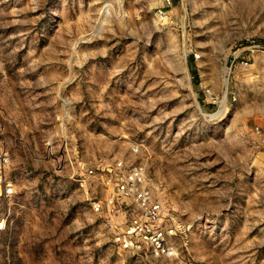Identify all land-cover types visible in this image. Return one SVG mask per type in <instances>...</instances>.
Listing matches in <instances>:
<instances>
[{
  "label": "rangeland",
  "instance_id": "rangeland-1",
  "mask_svg": "<svg viewBox=\"0 0 264 264\" xmlns=\"http://www.w3.org/2000/svg\"><path fill=\"white\" fill-rule=\"evenodd\" d=\"M0 147V264H264V0H0ZM120 159L175 255L93 209Z\"/></svg>",
  "mask_w": 264,
  "mask_h": 264
},
{
  "label": "built area",
  "instance_id": "built-area-1",
  "mask_svg": "<svg viewBox=\"0 0 264 264\" xmlns=\"http://www.w3.org/2000/svg\"><path fill=\"white\" fill-rule=\"evenodd\" d=\"M195 56L198 58L200 55L195 53ZM8 157V152L0 147V174ZM89 173L100 174L108 190L102 199L92 201L93 209L110 214L115 223L119 218L117 213L130 214L116 227L114 241L118 245L135 251L148 246L156 257L176 254L175 239L180 235L179 230L173 219L165 215L164 205L155 196L142 161L120 159L111 167H103L100 171L90 169ZM12 193V182L8 181L3 196L9 197ZM3 227L1 220L0 228Z\"/></svg>",
  "mask_w": 264,
  "mask_h": 264
}]
</instances>
